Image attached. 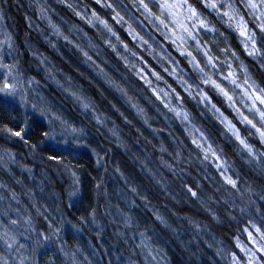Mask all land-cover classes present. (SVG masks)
I'll return each instance as SVG.
<instances>
[{
    "label": "trees",
    "instance_id": "obj_1",
    "mask_svg": "<svg viewBox=\"0 0 264 264\" xmlns=\"http://www.w3.org/2000/svg\"><path fill=\"white\" fill-rule=\"evenodd\" d=\"M53 1L105 48L104 79L94 74V54L91 60L77 50V55H67L36 28L37 5L33 0H0L1 15L19 48L22 63L61 99L59 91L37 69L41 67L39 55L63 66L81 83L96 107L117 120L130 140H108L99 129L92 128L106 154L105 162L98 164L86 149L51 144L44 135L49 133L48 124L14 105L0 92V148L18 154L33 171L28 184L12 180L1 168L0 178L9 187L8 195L21 207L23 217L49 242L42 247L36 245L33 264H127V257L131 256L139 264H149L126 224L112 219L113 175L115 183L118 177L126 178L159 209L161 219L148 211L146 216L158 229L152 238L164 250L169 264H229L207 236L234 254L241 264H248L239 246L246 240L245 228L252 226L248 218H254L225 198L224 189L217 190L202 173H209L201 158L205 143H210L213 151L221 152L227 160L235 190L246 192L242 184H248V177L264 189V173L242 157L235 141L230 143L223 138L224 128L218 117L202 105L198 88L203 87V82L198 71L169 40L155 18V4L146 9L137 6L139 0ZM188 1L216 26L207 42L214 59L220 63L228 55L229 42L264 89V67L243 48L238 33L223 24L202 0ZM240 4L246 8L245 2ZM90 18L106 21L113 28L115 38L110 44L104 42ZM262 39L264 44V36ZM125 73L134 80L127 81ZM208 93L264 155V143L255 130L239 121L214 86L209 85ZM116 94L125 102L127 96H133L137 105L145 109L138 114L143 125L122 107ZM21 129L22 137L13 134ZM131 142L155 158L158 166L147 169L144 165L143 172L131 161ZM162 162L167 166L163 167ZM51 209L58 216L54 221L49 219ZM257 209L261 212L256 216L258 227L262 229L264 203L258 204ZM96 219H104L109 226L100 234L95 232ZM58 220L59 230L54 226ZM120 229H126L128 238ZM63 248L72 256L67 257ZM259 256L264 264V256Z\"/></svg>",
    "mask_w": 264,
    "mask_h": 264
},
{
    "label": "rangeland",
    "instance_id": "obj_2",
    "mask_svg": "<svg viewBox=\"0 0 264 264\" xmlns=\"http://www.w3.org/2000/svg\"><path fill=\"white\" fill-rule=\"evenodd\" d=\"M33 1L37 5L36 28L51 44L67 55H77L74 51L77 50L85 59L91 60L94 54L96 57L94 58L96 63L94 74L98 75L99 79H104L102 69L106 50L103 45L58 7L55 1ZM133 1V3L136 2V0ZM139 1L137 6H142V8H145L143 7L145 4L147 7H150L152 3L155 4L158 9L154 13L155 18L167 32L169 40L181 53L186 55L188 61L198 71L203 82V87L198 88L201 92L202 105L209 107L210 111L218 117L224 128L223 138L230 143L235 141L242 157L264 173V155L252 144L250 137L235 124L232 118L215 105L208 93L209 85L214 86L227 99L229 107L239 121L254 129L264 143V136L261 134L264 132V120L260 118V111H264V104H261L259 100H255L254 103V98L260 94L262 88L255 81L245 63L231 48L229 42H227L228 55L226 54L220 63L214 59L207 42L217 30L216 26L190 1L143 0V4L141 0ZM202 1L223 24L238 33L243 48L264 67L262 39L264 31L259 26L262 19L261 13H264V2L254 0L257 7L253 9L248 7L249 0H240L245 2L246 8L240 4L239 0ZM213 3L216 5L215 8L211 7ZM172 4H178L181 7H162ZM188 5L196 9V14L191 18H189ZM75 12L79 14L78 11ZM240 17H243L244 25H246V34H242L241 28L237 26ZM201 20L204 21L203 24L200 23ZM90 22L102 34L106 44H110L114 40L113 28L106 21L90 18ZM252 36L255 38V44L249 39ZM39 58L41 67L37 69L42 70L45 78L53 84L63 99L57 97L45 82L31 73L28 67L22 63L19 48L16 46L0 11V71L3 75V85L7 83L15 86V95H6L5 93L3 95L14 105L20 106L26 112L32 113L48 124L50 133L48 141L51 144L86 149L94 155L98 164H103L106 160L105 149L100 145L97 133L92 128L99 129L108 140L116 142H120L122 139L130 140L126 132L112 115L103 108L101 110L96 107L81 83L68 70L46 56L39 55ZM125 75L127 81L133 79L129 74L125 73ZM117 84H119L118 81ZM112 85L118 91V86L115 83ZM116 95L119 102L122 103V107L127 109L139 124L143 125L144 121L138 114L144 113L145 109L137 105L133 96L126 95L128 100L125 102L118 94ZM131 143L136 155L131 154V161L141 167L143 172L146 171L144 165L147 166V169L158 166L155 158H152L137 144ZM205 147L204 152L202 151V165L208 169L209 173L203 171L202 173L217 190L221 187L224 189L225 198L235 202L244 214L254 218V221L251 217L248 218V223L252 222V226L245 228L246 240L239 247L251 264H262L259 253L264 256V228L259 229L256 216L261 214L257 206L264 203V189L247 176L248 184H242L243 191L246 192L235 190V187L228 182L229 178L233 179L227 160L221 152L215 153L210 143H205ZM162 166L166 167L167 165L162 162ZM0 168L14 181L15 179L23 180L28 184L33 177V171L23 164L18 154L13 151H4L1 148ZM151 175L154 177L153 174ZM112 177V205L110 206L114 210H112L114 213L112 219H118L126 224L131 236L136 238L138 245L142 248L149 264H169L164 250L152 238L158 229L152 221H148L149 218L146 216L148 211L154 218L161 219L162 214L159 209L150 203L151 199L148 196L139 193L126 178L118 177L115 183L114 175ZM147 177L150 182L154 183L151 177ZM160 183L165 189L164 183L162 181ZM8 194L9 187L0 178V264H33L36 245L49 242L23 217L21 207ZM50 212L52 213L50 220L58 219L54 210L51 209ZM96 220V233L100 234L102 229L109 227L104 219ZM59 222L60 220L54 223L57 230L60 228ZM163 223L166 226V222L163 221ZM125 230L122 229L121 233L125 235V238H128ZM207 237L209 243L213 244L229 264H241L234 254L228 252L214 238ZM203 246L209 249L208 245L203 244ZM41 247H39L40 250ZM63 249L66 251L65 248ZM64 254L67 257L72 256L69 251ZM131 258L127 257V264H139Z\"/></svg>",
    "mask_w": 264,
    "mask_h": 264
},
{
    "label": "snow or ice",
    "instance_id": "obj_3",
    "mask_svg": "<svg viewBox=\"0 0 264 264\" xmlns=\"http://www.w3.org/2000/svg\"><path fill=\"white\" fill-rule=\"evenodd\" d=\"M262 2H264V0H262ZM141 3L143 4V0H141ZM143 7L147 8V5L145 4V5H143ZM162 7L176 8V7H181V5L172 4V5H164ZM211 7L215 8L216 5L213 3V4H211ZM248 7L254 9L257 7V5L254 3V0H249ZM188 11H189V18H191L192 16H194L196 14V9L193 8L191 5H188ZM261 17H262V19H261L259 26H260L261 30L264 31V13H261ZM200 23L203 24L204 21L201 20ZM237 26L241 28L242 34H246L245 33L246 25H244L243 17H240V20L238 21ZM249 39L252 40L253 44L256 43L254 36L249 37ZM0 92L5 93L6 95H15V86L5 83L4 85L0 86ZM255 100H259L261 104H264V89H261L260 94L256 95V97L254 98V103H255ZM260 118H261V120H264V111H260ZM245 119H247V118H245ZM248 122L251 123V121H248ZM25 123H27V121ZM8 131L12 132V129H8ZM13 134L17 137H22L24 135V129H21L19 131H15ZM261 134H262V136H264V132H262ZM44 135L49 136L50 133L45 132ZM213 155H214V153H213ZM54 158L55 157H53V159ZM228 182L231 183L233 186H235L236 182L234 180H231L229 178ZM193 195H195V193H193ZM249 264H251V261L249 262Z\"/></svg>",
    "mask_w": 264,
    "mask_h": 264
}]
</instances>
